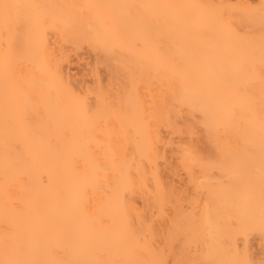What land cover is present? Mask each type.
<instances>
[{
	"label": "bare ground",
	"instance_id": "bare-ground-1",
	"mask_svg": "<svg viewBox=\"0 0 264 264\" xmlns=\"http://www.w3.org/2000/svg\"><path fill=\"white\" fill-rule=\"evenodd\" d=\"M0 262L264 264V0H0Z\"/></svg>",
	"mask_w": 264,
	"mask_h": 264
},
{
	"label": "snow or ice",
	"instance_id": "snow-or-ice-1",
	"mask_svg": "<svg viewBox=\"0 0 264 264\" xmlns=\"http://www.w3.org/2000/svg\"><path fill=\"white\" fill-rule=\"evenodd\" d=\"M20 5H4L5 9H11V8H19ZM9 13H5V19L7 20ZM0 264H16V262H0Z\"/></svg>",
	"mask_w": 264,
	"mask_h": 264
}]
</instances>
